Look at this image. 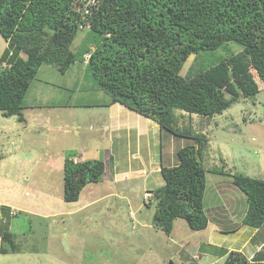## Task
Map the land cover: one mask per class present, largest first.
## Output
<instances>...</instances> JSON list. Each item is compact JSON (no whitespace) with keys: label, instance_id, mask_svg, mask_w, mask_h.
<instances>
[{"label":"rangeland","instance_id":"374dc122","mask_svg":"<svg viewBox=\"0 0 264 264\" xmlns=\"http://www.w3.org/2000/svg\"><path fill=\"white\" fill-rule=\"evenodd\" d=\"M87 28L81 26L84 31L72 44L74 51ZM9 50L0 34V58H7ZM214 54L219 57L225 52L219 49ZM194 57L186 59L182 75ZM214 59L208 54L203 63ZM87 61L85 56L64 73L42 65L25 96L26 121L0 113V154H4L0 204L14 213L0 215V233L13 232L20 247L0 253V264H221L225 250L239 251L248 260L264 254V224L254 228L242 223L246 196L230 176L242 173L264 179V84L254 98L242 99L212 117L175 110L178 128L191 121L193 131L208 138L202 159L208 225L192 230L177 218L166 234L152 222L155 202L148 191L164 184L154 169L177 162V150L193 139L162 130L129 107L131 111L120 115L127 122L124 125L110 115L109 106L74 107V103L107 100ZM75 84L82 90L77 87L70 96L64 87ZM126 108L121 111L127 112ZM109 154L115 158L112 168L107 163L102 181L86 184L78 200L64 201V159ZM215 168L223 173H213Z\"/></svg>","mask_w":264,"mask_h":264},{"label":"trees","instance_id":"16d2710c","mask_svg":"<svg viewBox=\"0 0 264 264\" xmlns=\"http://www.w3.org/2000/svg\"><path fill=\"white\" fill-rule=\"evenodd\" d=\"M83 25L88 33L74 51L72 44L84 31ZM0 34L12 49L7 58H0V113L4 117L26 121L22 112L25 96L42 65L64 73L87 56V67L108 95L102 103H87L126 105L162 130L193 139L177 150V162L160 165L164 184L148 191L155 202L154 226L170 234L177 218L192 230L208 225L202 165L208 138L195 133L191 121L184 129L178 128L175 110L212 117L260 92L264 84V0H0ZM219 49L225 54L216 57L214 52ZM191 54L195 57L182 75ZM208 54L215 59L204 64ZM75 86L64 89L71 96ZM114 158L112 154L80 161L66 157L64 201L78 200L86 184L102 181L107 163L112 168ZM230 176L246 196L242 223L261 227L264 179L242 173ZM10 208L0 204V215H13ZM0 241L1 254L20 250L9 230L0 233ZM224 254L221 264H264L262 253L250 260L239 251L225 250Z\"/></svg>","mask_w":264,"mask_h":264},{"label":"crops","instance_id":"0c3cea01","mask_svg":"<svg viewBox=\"0 0 264 264\" xmlns=\"http://www.w3.org/2000/svg\"><path fill=\"white\" fill-rule=\"evenodd\" d=\"M54 71H56V70H54ZM49 82H53V81H49V80H48L46 83H49ZM54 84H55V83H54ZM52 85H53V84H52ZM54 86H56V84H55ZM77 87H78V86H77ZM78 89H79V91L82 90V88H79V87H78ZM68 93H69V92H68ZM71 96H72V95H71ZM37 100H38V99H37ZM37 100H36V102H37ZM75 102H77V101H75ZM88 102H90V101H88ZM42 103H43V102H42ZM42 103H41V104H40V103H35V104H34V107L41 106V105H46V104H47V103H45V102H44V104H42ZM84 104H87V105H84ZM90 104H91V103H87V102H86V103H74V104H72V105H73L74 107H93V106H91ZM51 105H52V104H51ZM55 105H57V104H55ZM69 107H71V105H70ZM95 107H97V106H95ZM104 107H107V106H104ZM109 107H110V108H109L108 111H109L110 115L113 114L115 117H117V122H118V119L120 118L121 121H122V120L124 121V122H122L121 124H123V125H124L125 123L127 124V122L123 119L124 117L122 118V117L120 116L122 113H125V114H126V113H128L129 111H131L128 107L126 108V111H127V112H124V111L122 112V111H121L124 107H126V105H123V104H120V103H114V104L110 105ZM145 118H146V117H145ZM121 124H120V125H121ZM127 126L129 127L130 125L128 124ZM120 127H122V126H120ZM112 132H113V131H112ZM115 132H116V131H114V132L111 133L110 135H112V136L115 137V136H116ZM159 133H160V132H159ZM161 136H162V134H160V140L162 139ZM160 146H162L161 143H160ZM160 150H162L161 147H160ZM165 155H166V154H165ZM165 155H164V156H165ZM160 156H161V157L163 156V151H160ZM3 158H4V157H3ZM170 164H173V161H171ZM170 164H167V165H170ZM159 167H160V166L155 167L154 170H155V171H159ZM143 172H144V170H143Z\"/></svg>","mask_w":264,"mask_h":264}]
</instances>
